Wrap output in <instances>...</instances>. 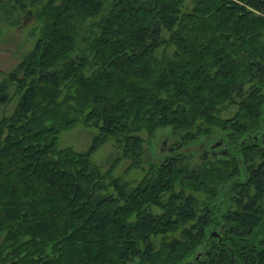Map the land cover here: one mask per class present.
I'll return each instance as SVG.
<instances>
[{
  "label": "trees",
  "instance_id": "16d2710c",
  "mask_svg": "<svg viewBox=\"0 0 264 264\" xmlns=\"http://www.w3.org/2000/svg\"><path fill=\"white\" fill-rule=\"evenodd\" d=\"M4 17L37 27L0 81V264H264V0H0ZM79 122L88 150L61 148ZM168 126L179 145L134 186L92 160L113 139L143 168L141 133ZM215 135L195 165L178 151Z\"/></svg>",
  "mask_w": 264,
  "mask_h": 264
},
{
  "label": "rangeland",
  "instance_id": "374dc122",
  "mask_svg": "<svg viewBox=\"0 0 264 264\" xmlns=\"http://www.w3.org/2000/svg\"><path fill=\"white\" fill-rule=\"evenodd\" d=\"M12 20V18H0V81L17 66L35 43L36 20L30 17L18 25L11 23ZM16 101L17 98H14L11 103L0 104V120L13 113ZM95 132L94 127L79 122L61 132L59 146L61 148L72 147L80 152L86 151L92 143ZM141 135L145 139L141 164L143 168H130L131 161L121 158V150L113 139L95 151L92 160L103 171H106L119 158L114 166L113 175L134 186L144 176L145 170L151 164L162 162L165 157L173 154L174 152H170L171 148L177 146L176 144L179 145L180 141V136L173 134L169 126L158 129L153 135H148L146 132L141 133ZM217 138V135L213 137L201 136L189 144L181 145L178 151L193 154V164L195 165L205 155L201 152L203 149L201 146L206 144L207 147L211 148L221 141ZM261 230L262 236L264 227ZM3 238L4 234L0 232V244Z\"/></svg>",
  "mask_w": 264,
  "mask_h": 264
},
{
  "label": "water",
  "instance_id": "95a60500",
  "mask_svg": "<svg viewBox=\"0 0 264 264\" xmlns=\"http://www.w3.org/2000/svg\"><path fill=\"white\" fill-rule=\"evenodd\" d=\"M221 143H222V141H219V142H217L214 146H219V145H221ZM224 146H226V144H224ZM212 235H215V236H216L217 234H216V232H215V233H213Z\"/></svg>",
  "mask_w": 264,
  "mask_h": 264
}]
</instances>
